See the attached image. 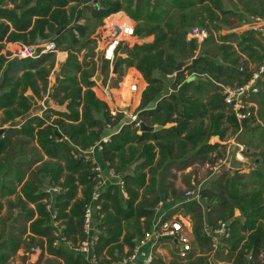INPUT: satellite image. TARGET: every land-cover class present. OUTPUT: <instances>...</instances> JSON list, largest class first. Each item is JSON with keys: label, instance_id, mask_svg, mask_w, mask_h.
Listing matches in <instances>:
<instances>
[{"label": "trees", "instance_id": "trees-1", "mask_svg": "<svg viewBox=\"0 0 264 264\" xmlns=\"http://www.w3.org/2000/svg\"><path fill=\"white\" fill-rule=\"evenodd\" d=\"M241 7L242 12L227 10L222 0H0V128L25 119L19 130L3 131L0 156L15 131L40 150L31 164L16 163L12 183L6 181L8 174L4 175L0 195L12 196L15 183L21 186L15 205H9L20 209L29 228L13 226L6 237L0 230V264H9L21 249L27 253L43 250V241L48 255L64 264H90L75 248L86 239L84 213L97 184L94 164L83 152L98 143L99 161L122 177L126 194L117 184L108 185L100 194L101 208L95 213L99 239L94 248L99 264L118 261L126 249L132 250L134 240L151 231L155 208L168 197L156 191L155 177L160 171L178 161L183 166L191 160L213 164L215 159L210 155L216 153L217 159H223L226 149L216 143L234 138L264 155V100L259 108L242 109L247 117L239 122L217 85L235 88L247 84L264 58L263 36L254 31L225 32L244 25L241 13L264 17L263 2L241 1ZM132 20L137 39H153L152 43L135 45L128 57L118 59L119 76L130 69L123 92L134 75H139L138 79L141 75L147 83L141 102L138 95L135 100L136 106L140 104L138 128L122 125L123 113L97 95L93 80L98 69L93 35L117 22L122 32L134 24ZM195 27L208 32L201 45L187 38ZM49 42L55 44V51L37 58L10 60L11 53L7 57L2 54L6 45ZM56 51L62 54L61 62L66 61L51 101L65 112L49 108L42 118L32 116L41 108L34 110L27 93L35 99L49 94ZM180 63L185 68L176 73ZM103 68L108 70V64H102ZM173 76L168 87L173 92L167 96V79ZM259 96L264 97V85L246 102L254 103ZM128 99L124 94L123 101ZM141 125L161 129L142 131ZM107 136L110 139L103 142ZM25 164L30 168L38 165L26 181V171L20 170ZM46 184L58 185L62 191L50 195ZM200 195L203 205L183 203L175 192L173 203L181 204L174 213L190 217L194 244L201 248V255L193 251L186 262L174 255L169 264H210L205 257L213 244L208 229L213 232L222 224L227 226L228 237L221 243L232 257L230 264H254L253 258L264 255V172L237 176L224 172ZM2 210L0 203V214ZM236 211L241 218L235 216ZM161 263L162 259H156L153 264Z\"/></svg>", "mask_w": 264, "mask_h": 264}, {"label": "rangeland", "instance_id": "rangeland-1", "mask_svg": "<svg viewBox=\"0 0 264 264\" xmlns=\"http://www.w3.org/2000/svg\"><path fill=\"white\" fill-rule=\"evenodd\" d=\"M241 1H244L245 3L250 0H222V3L224 5V8L227 10H238L239 12H242L241 7ZM259 2H263L264 0H258ZM244 18V24L249 22V20L252 19V17H246L245 14H242ZM117 22L116 24H118ZM107 28H111V26L106 25ZM247 31L243 24L235 29L227 30L225 29V32L232 33V32H238V34H241V32ZM107 33L102 32V29H98L97 32L93 35L92 38H96L97 42L102 41L105 37H107ZM122 38H124L122 36ZM125 40V45H128L129 48H133L135 45H142L145 43H152L153 39H137L136 37H130ZM43 43H38L37 45H41ZM98 45V44H97ZM18 47L14 46H5V49L3 50L2 54L7 57L8 53H11V56L8 57V59L13 60L15 59L13 53L14 51L17 52ZM86 51V49H85ZM122 51V49H121ZM86 52H83L84 57ZM60 55H62L60 52L57 54V61H56V67L51 73L49 77V94L51 95L53 92V89L55 86H57V80L60 73L61 66L65 63L66 58L63 62H61ZM125 58V57H124ZM102 66V64L99 62L98 67ZM114 66L111 68L109 65L108 70L107 69H101L100 71L97 69L96 75L93 78L95 82V89L97 91V95L101 97V99L107 101L112 109L115 110L116 108L118 110H121L122 112H125V116H129L132 114H138L139 105H135L136 96L138 95L141 102V91H144L147 87V83L144 81L142 76L140 75H134L131 79L130 84L136 83V81L139 82V92L137 94L132 93L131 89L128 88L126 92L122 91V88L125 87L127 80L129 78L130 69L124 70L123 76H119V73L114 74ZM185 68V65L183 67V70ZM254 68V67H253ZM174 77H169L167 79V88L164 94L170 95L173 91L170 90L168 87H170V84L174 81ZM192 79V78H188ZM137 82V83H138ZM144 85V86H143ZM130 87V86H129ZM121 93V94H120ZM128 94V101H123L124 94ZM45 95L42 99H35L32 98L31 92L27 93V96H29L34 103V110L41 108L39 111H34L32 115L38 117L39 115L44 117L40 111H44L46 109L52 108L57 111L65 112V109L63 107H58L53 101H51L50 96ZM167 95V96H168ZM264 100V97L261 99L260 96L256 98L255 102L253 101H247V107H254L259 108V104ZM245 104V103H244ZM127 121V119L125 120ZM52 122V121H50ZM170 127V126H168ZM21 152L18 153H12L10 155V161L13 162V159L15 158V162L24 164L25 162L32 163L33 158H37L39 156V149L37 148L36 144L34 142L27 143L28 141L25 138H22L21 140ZM216 144H221L223 146H226L224 158L223 159H217V154L212 153L210 156L211 158L215 159L214 163H210V161H206L204 163H201L197 160H191L188 161V164L183 166L180 161L176 162V165L164 170L160 171L158 175L155 177L157 181L156 191L161 193V195L168 196L167 200H170L171 202H174V192L177 197L181 201L185 200L186 192L188 190H203L205 187L209 186L212 181L216 180L221 174L224 172H229L230 174L237 176L240 175H250L252 173H259L264 172V155L260 154L258 149L249 148L248 146H245L240 140L230 139L229 141H220ZM224 150H221L224 152ZM242 150H244L242 152ZM42 155V153L40 152ZM99 154V153H98ZM96 154L94 157L95 160H97L100 164V166L103 169V176L106 180V184L102 190H105V188L115 182V179L111 178L107 171L105 170L106 167L102 165V163L99 161L100 156ZM249 155V156H248ZM233 159H236L238 162L242 164V167L240 169H232L231 163L233 162ZM263 165V166H262ZM36 166L38 165H32L31 168L28 165H24L20 168L21 171H26V180L29 177V173L31 171H34ZM16 167V166H15ZM14 174V173H13ZM12 177L13 178V175ZM43 177V176H42ZM11 178L6 179V181L11 180ZM45 179V177H43ZM2 185V183H1ZM51 186V185H50ZM49 186L46 184V188ZM164 192V193H163ZM20 196V195H18ZM13 197H10L9 199H1L0 202H2L3 205V211L0 214V230L2 231L3 235L5 237L10 233L11 229L14 228L13 226L20 227L25 226L27 229L29 228V223H26V218L22 215L20 209H14L11 208L9 204L15 205L16 201ZM12 205V206H13ZM235 216L237 218H241V215L239 212L236 211ZM208 232L213 237V244L209 247L207 253L205 254V257L208 258L210 264H230L232 257L228 254V250L224 248V245L221 243L222 238L224 237L222 234H214L209 229ZM12 233V232H11ZM16 234V233H15ZM27 235H25L23 238L25 239ZM22 238V240H23ZM44 242V249H31L30 253H27L25 250H20L15 256L12 257L9 264H64L63 260L56 259L55 257H52L48 255L46 251V243ZM28 246H26L27 248ZM207 247H205L206 249ZM174 248L171 247V245L166 244V246H162L159 249V253H157L158 259H162L161 264H169L174 259ZM193 251L196 253L197 256H200L201 248L198 247L193 243ZM200 254V255H199ZM251 257H248V260H250ZM186 262V261H184ZM254 264H261L264 262V255H260L257 258H253Z\"/></svg>", "mask_w": 264, "mask_h": 264}, {"label": "built area", "instance_id": "built-area-1", "mask_svg": "<svg viewBox=\"0 0 264 264\" xmlns=\"http://www.w3.org/2000/svg\"><path fill=\"white\" fill-rule=\"evenodd\" d=\"M98 1V0H96ZM94 7L101 11L97 5ZM119 24L107 28L106 26L99 28L102 29V32L107 33V37L102 39V41L97 42L95 49V58L94 61L98 64L107 63L108 67L112 68L113 65L118 61L119 58H126L122 54L121 49L125 46V40L134 36L135 23L132 26H129L128 29H124L120 32L117 29ZM247 31H254L259 35L264 37V17H252L249 22L243 25ZM97 32V31H96ZM122 36L124 38H122ZM188 40H195L199 45H201L207 38L208 32L205 29L195 27L192 28L187 35ZM18 47L17 52L14 51L13 55L16 59H26V58H37L40 54L47 53L49 51H55L56 46L53 42L43 43L41 45L25 46V45H14ZM58 54V51H56ZM130 84V89L132 93L137 94L139 92V82ZM222 91L224 96V102L231 106L235 112V116L239 122L244 120L247 116L242 113L241 110L247 107L246 99L250 96L257 95L262 86L264 85V58L262 63L253 70L252 78L249 82L240 87H230L217 84ZM143 91H141L142 93ZM245 103V104H244ZM116 112H121L124 115L122 125H131L134 124L135 127H140V124L137 122L138 115L132 114L125 116V112L115 109ZM127 119V121H125ZM121 125V126H122ZM117 129V133L120 131V127ZM110 139V136L103 138V142H107ZM101 151V146L98 143L94 147L90 148L88 151L83 152V155L86 157V160L94 164L93 171L96 173L97 184L94 188L92 202L86 206L84 219H83V232L86 239L75 248V252L82 254L85 259L90 264H99V260L94 254V248L98 242V230L96 228L95 222V213L101 208V205L98 204L100 194L104 191L102 188L107 185L106 180L103 176V169L100 166L99 162L95 160V156L98 152ZM108 175L115 179L114 183L117 184L123 191V195L126 196L123 187L124 183L122 177L116 175L114 170H112L107 163H102ZM109 184V185H111ZM50 195H56L62 191L61 187L58 185L49 186L45 190ZM187 202H197L200 205H203L201 199L200 190H188L186 192V197L183 203ZM180 203H173L170 200H162L159 202L155 208V216L153 219V226L151 231H148L144 234L143 237L134 240V247L131 251L126 249L125 255L116 262L108 264H153L156 259H158L157 253L162 246L166 244L171 245L174 248V255L183 261L188 260L189 256L193 252V232H192V222L189 216L182 215L181 212L174 213V210ZM50 208V206H49ZM214 234H222L225 237H228L227 226L225 224L221 225L220 229L214 230Z\"/></svg>", "mask_w": 264, "mask_h": 264}, {"label": "crops", "instance_id": "crops-1", "mask_svg": "<svg viewBox=\"0 0 264 264\" xmlns=\"http://www.w3.org/2000/svg\"><path fill=\"white\" fill-rule=\"evenodd\" d=\"M119 14H124L123 12H121V13H119ZM126 15V14H125ZM112 16H116V15H112ZM111 16V17H112ZM127 16V15H126ZM111 17H109V18H111ZM128 17V16H127ZM108 18V19H109ZM129 18V17H128ZM130 19V18H129ZM131 20V19H130ZM133 21V20H132ZM134 22V21H133ZM135 23V22H134ZM10 46H14V45H10ZM30 92V91H29ZM32 94V93H31ZM44 112V111H43ZM43 112L42 111H40V113H42L43 114ZM34 114V113H33ZM32 115V114H31ZM32 116H34V115H32ZM38 117H41L42 118V116H38ZM1 119H2V112H0V121H1ZM24 122H25V119L24 118H19V119H17L14 123H9V124H6V125H3L0 129H3V130H5V129H9V128H11V129H13V130H19L21 127H22V125L24 124ZM13 132V133H11L10 135H11V137L9 138L10 139V144H9V146H8V148H7V150H6V152L3 154V155H1L0 156V188H1V183H3V180H4V175L5 174H8L7 175V179L8 178H11L12 177V174L16 171L15 170V165H16V163L17 162H15V158L13 159V162L11 163V162H8V161H10V155L12 154V153H16V151H18V153H20L21 152V144H20V140H22V136L20 135V134H18L17 132ZM98 154V153H97ZM1 166H3L4 168H1ZM8 172H11V173H8ZM14 175V174H13ZM11 183L14 181V178H11V180H9ZM25 181H26V178H25ZM15 185H16V191H15V194L14 195H12V196H6V197H2L1 195H0V198L1 199H9L10 197H13L14 198V200L16 199V197L18 196V195H20L21 194V192H20V189H21V186H19L18 184H16L15 183ZM13 200V201H14ZM1 204H2V206L4 205L2 202H0ZM3 211V210H2ZM22 250V249H21Z\"/></svg>", "mask_w": 264, "mask_h": 264}, {"label": "water", "instance_id": "water-1", "mask_svg": "<svg viewBox=\"0 0 264 264\" xmlns=\"http://www.w3.org/2000/svg\"><path fill=\"white\" fill-rule=\"evenodd\" d=\"M129 51H130L129 46H125L123 48V50H122V54L125 55L126 57H128ZM119 64H120L119 61H117L115 63L114 71H113L114 74H117V71H118V68H119ZM184 65H185L184 63H180L177 66V68H176V73L183 71ZM98 70L99 71L101 70V66L98 67ZM191 80L192 79H189L188 81H191ZM57 85H58V80H57ZM49 96L51 98V95L50 94H49ZM141 129H142V131H152V130L159 131L161 129V127L160 126H157V127H155V128L152 129V128L146 127L145 125H141ZM3 131H4L3 129H0V136L3 134ZM230 166H231L232 169H240L242 167V164L240 162H238L236 159H233V162L231 163ZM43 177H45V176H43Z\"/></svg>", "mask_w": 264, "mask_h": 264}]
</instances>
